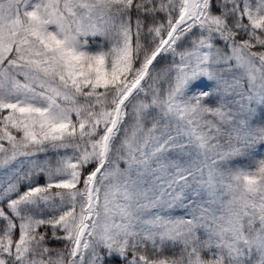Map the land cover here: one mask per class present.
I'll list each match as a JSON object with an SVG mask.
<instances>
[{
	"label": "snow or ice",
	"instance_id": "snow-or-ice-1",
	"mask_svg": "<svg viewBox=\"0 0 264 264\" xmlns=\"http://www.w3.org/2000/svg\"><path fill=\"white\" fill-rule=\"evenodd\" d=\"M260 149L264 0H0V264H264Z\"/></svg>",
	"mask_w": 264,
	"mask_h": 264
},
{
	"label": "trees",
	"instance_id": "trees-1",
	"mask_svg": "<svg viewBox=\"0 0 264 264\" xmlns=\"http://www.w3.org/2000/svg\"><path fill=\"white\" fill-rule=\"evenodd\" d=\"M49 156L52 158V162L54 164L55 163V159H56V154L54 152H50ZM41 159H43V157H41ZM241 162H243V161H241ZM57 246H59V245H57Z\"/></svg>",
	"mask_w": 264,
	"mask_h": 264
},
{
	"label": "rangeland",
	"instance_id": "rangeland-1",
	"mask_svg": "<svg viewBox=\"0 0 264 264\" xmlns=\"http://www.w3.org/2000/svg\"><path fill=\"white\" fill-rule=\"evenodd\" d=\"M259 151H260L261 153H264V149H260ZM241 163H246V161H243V162H241ZM176 214H177V215H179V214H180V212H179V211H177V212H176Z\"/></svg>",
	"mask_w": 264,
	"mask_h": 264
}]
</instances>
